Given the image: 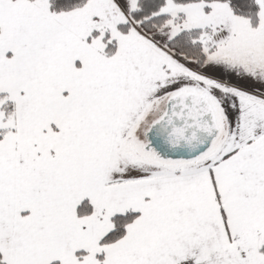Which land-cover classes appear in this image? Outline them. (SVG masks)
Returning <instances> with one entry per match:
<instances>
[{"label":"snow or ice","instance_id":"snow-or-ice-1","mask_svg":"<svg viewBox=\"0 0 264 264\" xmlns=\"http://www.w3.org/2000/svg\"><path fill=\"white\" fill-rule=\"evenodd\" d=\"M0 264H264V0H0Z\"/></svg>","mask_w":264,"mask_h":264}]
</instances>
